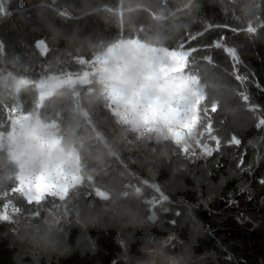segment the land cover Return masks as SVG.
I'll use <instances>...</instances> for the list:
<instances>
[{
  "label": "trees",
  "instance_id": "1",
  "mask_svg": "<svg viewBox=\"0 0 264 264\" xmlns=\"http://www.w3.org/2000/svg\"><path fill=\"white\" fill-rule=\"evenodd\" d=\"M153 35L190 50L186 71L205 90L196 131L207 136L210 123L219 139L211 155L195 157L111 117L95 75L36 107L35 81L86 70L112 41ZM13 109L37 110L71 132L82 179L65 196L29 199L19 168L0 153V212L14 210L0 218V264H144L145 246L168 235L172 252L264 264V0H0V130ZM240 198L258 215L253 226L237 216Z\"/></svg>",
  "mask_w": 264,
  "mask_h": 264
},
{
  "label": "clouds",
  "instance_id": "2",
  "mask_svg": "<svg viewBox=\"0 0 264 264\" xmlns=\"http://www.w3.org/2000/svg\"><path fill=\"white\" fill-rule=\"evenodd\" d=\"M165 42L163 35L112 41L97 54L107 60L106 71L99 72L96 81L100 98L125 114L121 123L132 131L143 122L163 134L173 125L177 110L190 108L198 97L192 79L160 69L167 63L159 51L166 49ZM78 151L69 130L39 113H29L0 143V153L22 175L48 180H54L61 169L71 171Z\"/></svg>",
  "mask_w": 264,
  "mask_h": 264
},
{
  "label": "rangeland",
  "instance_id": "3",
  "mask_svg": "<svg viewBox=\"0 0 264 264\" xmlns=\"http://www.w3.org/2000/svg\"><path fill=\"white\" fill-rule=\"evenodd\" d=\"M125 39H139L137 37L134 38H122L119 40H125ZM43 41L44 45L47 49V44L44 40H39L37 44ZM166 47V46H165ZM168 48V47H166ZM40 49V48H39ZM170 50H186L189 51L187 48H178V49H171ZM41 50V49H40ZM45 53V52H44ZM184 57L182 54H178L175 58L174 66L182 64ZM94 60V59H93ZM92 60V61H93ZM189 60V58H188ZM92 61L89 62L88 68L84 71L93 72L94 68L91 66ZM84 71L78 72L83 73ZM77 74V73H72ZM99 74V70L96 74H94L97 78ZM53 75V74H52ZM183 75L189 77L193 81H196L195 83L196 88L200 95L205 97V90L203 85L200 83V80L197 75L191 74L185 70ZM93 76V75H92ZM92 76L89 77V81H92ZM20 78H17V85L20 86ZM27 80V79H26ZM28 81V80H27ZM29 82V81H28ZM58 88V87H57ZM38 90V89H37ZM54 92V91H53ZM53 92L50 93V95L53 94ZM38 97H39V90H38ZM200 103L197 99L194 101V103L191 105L192 111H191V120L188 121V123L184 126L173 124L170 127L166 128L164 130L163 134H157L153 130V125L147 124L148 128H146L143 131H139V133L144 137H154V138H172L175 142L180 144L182 148H187V152L192 154L195 157H206L208 156L206 154V150L211 148L212 151L215 147L219 146V139L215 134H212L209 129L205 131L207 133L206 135H203L204 131H196V123H197V115L196 113V104ZM37 103H39L37 99ZM199 111V106H198ZM29 113H38L37 110L31 111V112H25L23 113L24 117ZM204 137V140L202 139ZM78 168H80L79 163V154L77 155L76 161L74 163V167L71 171H68L67 174L71 175L70 179H64V175L61 176V174L56 175V179L54 180H48L47 178H43L38 176L36 181H30V182H24L23 178L24 175L21 174L20 170L18 172L20 183L19 188L23 190L25 195L29 199H40L44 194L48 192L56 193L60 196L66 195V188H72L75 184L79 183L82 179L81 174L78 171ZM61 176V177H60ZM34 190L37 191V193L34 192ZM95 193L101 197L107 198L110 196V193L108 190L103 189L101 187H95ZM238 218L243 221L248 226H253L257 220L258 215L256 212H253L252 210L248 209L245 205V199L240 198L238 199ZM60 214H64V210H59ZM14 210L11 208H5L2 212H0V218L1 219H11L13 218ZM152 218L156 217L155 212H152ZM171 240V235H168L162 239V241L159 244H156L155 246H145V249L147 251V257L143 261L144 264H188L189 260L194 261V264H215V260L212 258H207L203 256L200 252H195L190 247L186 248L183 252H172L167 248V244Z\"/></svg>",
  "mask_w": 264,
  "mask_h": 264
},
{
  "label": "snow or ice",
  "instance_id": "4",
  "mask_svg": "<svg viewBox=\"0 0 264 264\" xmlns=\"http://www.w3.org/2000/svg\"><path fill=\"white\" fill-rule=\"evenodd\" d=\"M233 31H236L235 29ZM247 31L249 33H252L255 31L254 27L249 26L247 28ZM38 47L41 49V52L44 53L47 51L44 42L41 41L38 45ZM216 47L219 48L221 47L220 43L216 44ZM160 54L167 60L166 64H161L160 65V69H167L171 72H176V73H180L181 75H183V73L185 72L186 69H188V58L190 57L191 53L189 51L186 50H170L168 48L166 49H161L159 50ZM192 51H195V49H192ZM227 53L231 55V57L235 60L237 59V55H236V50L234 48H227L226 49ZM178 54H182L184 59L182 61V64L179 65H175L174 66V62H175V58ZM206 59H208L207 57H205ZM81 64L86 63V61L84 60H80L79 61ZM107 64V60L104 57H101L100 55H96L94 60L92 61V67L94 68L93 72H88V71H84L83 73H77V74H72V73H62L60 75H48V76H44L42 78H40L38 81H35L32 86L37 88L39 90V97H38V101L39 103L36 104L37 108L41 107L42 102L45 100L46 97H51L50 93L53 92L57 87H62V86H68V87H75L77 85H86L88 83L89 77L96 74L97 71L99 70V72H104L106 71L105 65ZM237 80H244L245 78L242 76L237 75L236 76ZM20 83H28V81L26 79H21ZM194 83H197L196 81H194ZM204 99V96L200 95V93H198V101H202ZM245 100H247V96L244 97ZM200 105V103L198 102L196 104V113L198 112V106ZM106 109H108V111L111 114V117H114L117 120L122 121L124 119L125 114L123 112H118L115 111V105L111 102H107L106 104ZM15 109H13L10 113V115L14 116L15 113ZM191 111L192 108H187V109H181V110H177V117L176 119L173 121V124L176 125H181L184 126L188 123V121L191 120ZM212 111L215 112L216 111V106L213 105L212 106ZM198 117V115H197ZM12 121L10 120V123ZM260 125H264V120L260 121ZM258 125V126H260ZM146 128H148L147 124H144L143 122H141L138 125L137 131H143ZM208 129L209 131H211V124H208ZM233 143L235 145H239L241 143V141L237 138H233ZM183 152H187V148H183L182 149ZM206 154L207 155H211L212 154V149L209 148L206 150ZM241 163H243V160H241ZM260 183H264V180H261Z\"/></svg>",
  "mask_w": 264,
  "mask_h": 264
},
{
  "label": "built area",
  "instance_id": "5",
  "mask_svg": "<svg viewBox=\"0 0 264 264\" xmlns=\"http://www.w3.org/2000/svg\"><path fill=\"white\" fill-rule=\"evenodd\" d=\"M10 120L12 121L10 123ZM22 120V116L20 115H10L9 116V129L8 130H0V143L4 142V140L10 136H12L14 134V131H15V128L18 124V122ZM38 176H35V177H24L23 178V181L24 182H30V181H36ZM57 178V177H56ZM55 178V179H56ZM71 178V175L70 174H65L64 175V179H70Z\"/></svg>",
  "mask_w": 264,
  "mask_h": 264
},
{
  "label": "crops",
  "instance_id": "6",
  "mask_svg": "<svg viewBox=\"0 0 264 264\" xmlns=\"http://www.w3.org/2000/svg\"><path fill=\"white\" fill-rule=\"evenodd\" d=\"M23 118H25L24 115H23ZM78 171H79V168H78ZM58 173L61 174V176H63L64 174H67L68 171H65L64 169H61ZM79 173H80V172H79ZM61 176H60V177H61ZM68 190H69V188H66V193H67ZM34 192L37 193L36 190H34Z\"/></svg>",
  "mask_w": 264,
  "mask_h": 264
}]
</instances>
